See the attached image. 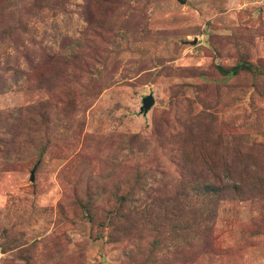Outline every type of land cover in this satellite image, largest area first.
<instances>
[{"label":"rangeland","instance_id":"1","mask_svg":"<svg viewBox=\"0 0 264 264\" xmlns=\"http://www.w3.org/2000/svg\"><path fill=\"white\" fill-rule=\"evenodd\" d=\"M184 1L0 0V264H264V0Z\"/></svg>","mask_w":264,"mask_h":264},{"label":"water","instance_id":"2","mask_svg":"<svg viewBox=\"0 0 264 264\" xmlns=\"http://www.w3.org/2000/svg\"><path fill=\"white\" fill-rule=\"evenodd\" d=\"M178 1L181 2V3L185 2L184 0H178ZM153 104H154L153 97L152 96H148L147 98H145L143 100L142 110L145 111V112L148 111L152 107ZM30 181H34V171H32L30 173Z\"/></svg>","mask_w":264,"mask_h":264}]
</instances>
